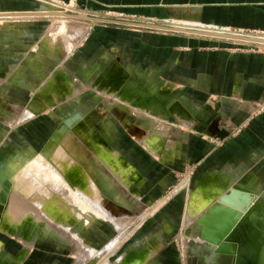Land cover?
<instances>
[{
  "label": "crops",
  "instance_id": "crops-1",
  "mask_svg": "<svg viewBox=\"0 0 264 264\" xmlns=\"http://www.w3.org/2000/svg\"><path fill=\"white\" fill-rule=\"evenodd\" d=\"M49 1L71 2V5L89 14L106 13L115 17L122 16L159 24L264 34V0ZM41 4L39 0H0V13L32 11L37 8L41 9ZM8 24L26 27L25 29L20 28L19 34L9 36ZM40 32L38 25L33 22L3 21L0 27V40L7 38L11 41L1 40L4 45L0 46V53L11 55L10 49L13 41L19 42V49L23 50L20 54L25 53L29 42L37 38ZM114 32L117 40H122L116 45L126 50V53H131L132 57L129 58L130 62L126 59L120 62L118 58L103 56L101 60L105 61L104 66L109 61L116 60L123 67H131L132 69L127 68L129 71H137L141 76H134L136 79L142 80L149 75L153 78V83L160 86L167 84V102L171 104V110H167V121L163 119L165 115L160 116L153 113L151 115V112H145L143 109L132 108L126 101L121 102L123 104V107H120L122 108V120L116 117L125 127L127 125L124 122H129L145 129L148 133L162 136L163 144L159 151L160 154L156 155L148 151L154 158L160 157L162 161H167V174L184 168L189 161L185 152L191 145H200L199 150L193 154L198 159L209 156L211 153L212 148L206 142L200 141L198 134L188 130L196 129L212 137L227 138L225 147L217 150L205 161L207 165L202 168L201 175L189 194L184 209L179 205V212L184 210L185 224L193 225L191 232L189 231V264H208L210 260L206 258L203 240L199 238L202 227L199 220L210 207L216 204L217 199L228 194L230 189L236 187L255 195L254 202L237 226L249 215L247 222L251 224L250 226L259 227L256 230L257 235L261 234V227H264V114L257 118L251 115L254 103L264 99V51L258 48L260 51L257 52H239L235 50L232 43L223 39L182 32L162 33L134 30ZM19 71H21L17 73L19 76L24 74V78L27 77L26 69ZM2 73L0 67V74ZM18 75L15 80L19 82ZM173 113L178 115L180 121L178 126L169 116ZM135 114H144L151 118L156 126L150 130L146 129L148 126H141L135 121ZM238 129L241 130L239 134L231 135ZM139 141L142 144L141 140ZM137 190L136 194H140L139 188ZM198 196L202 201L200 207H198ZM131 198L135 201L133 197ZM255 206H257L256 211L252 214L251 211ZM156 219L144 229L145 233L154 235L126 247L124 244V248L118 253L115 251L107 253V250L113 246L114 242L123 239V235H120L122 232L118 234L116 232L120 228L110 223L116 229L113 231L110 225L100 224L101 228L106 229L103 231L105 230L106 233L113 231L112 233L117 236L107 244L108 246L101 249L104 232L100 231L99 245L95 246L100 249L99 252L94 254L86 252L84 255H78L74 264H89L92 261V264L96 262L97 264H118L121 261L126 262L125 264L137 262L140 264H174L173 254L168 250L167 252L163 250L167 248L173 235L172 229L178 222L177 214L173 209L169 213L166 210ZM92 220L98 219L91 218L90 223L84 221V227L91 225ZM101 220L103 219L98 221ZM121 222L122 219L119 226L124 227ZM96 228L94 227L93 231L97 232ZM89 230L92 229L89 227L87 232ZM0 232L6 233L1 230ZM230 236L229 239L232 240ZM86 237L87 234L84 233V242ZM243 239H246V236H243ZM232 241L238 243V241ZM11 242V239L6 236L0 237V264H20L23 260L20 255L25 247L17 250L12 257L9 256L8 248ZM85 250L87 251L86 248ZM238 251L239 249L234 260L237 259ZM258 257L262 258V254L259 253ZM224 262L218 264H225Z\"/></svg>",
  "mask_w": 264,
  "mask_h": 264
},
{
  "label": "rangeland",
  "instance_id": "rangeland-1",
  "mask_svg": "<svg viewBox=\"0 0 264 264\" xmlns=\"http://www.w3.org/2000/svg\"><path fill=\"white\" fill-rule=\"evenodd\" d=\"M39 1L42 2L41 9L37 8L27 12L60 11L77 16L89 15L102 20H89L74 16L67 17L58 15L0 17V27L3 21H26L37 24L41 31L37 35V38L29 42V47L25 50V53L23 52L20 54L23 50L19 49L20 44L18 41L12 42L13 45H11L10 49V51H12V56L0 53V67L3 72L0 74V131H3L0 139V156L8 149L14 157L17 151H20L18 147V136H20L28 142L34 151L41 153L39 156V159H41L43 152L50 149V147L54 145L56 138L62 135L60 132L61 126L70 125L73 127L72 122H68V118L71 119L76 115L82 116L84 114L87 116L88 113H92L93 117L98 118L94 124L93 130H96L98 135L105 138L109 150L112 153H119L125 156L126 159L133 161L134 167L141 173V183L139 181V185L141 184L139 190L141 192L140 194H123L124 208L121 212V224L124 227H120L119 231H116V229L110 225L108 219H103L101 221L92 220L91 225L85 228L77 225L76 228L79 230L81 229V232L84 231L83 233L87 234L85 242H88L95 248V253H98L100 250L95 247L99 245L98 236L101 235L99 232L105 229V227L101 228L100 224L106 223L110 225L112 230L116 231L117 234L121 231L122 233H120V235H123V239L114 242L113 246L107 252L115 251L118 253L124 248V244L126 247L129 244L141 241L145 238H150L154 235L152 233H145L144 229L148 224L151 225L154 223L157 220L156 218L161 215L163 211L167 210L169 213L173 209L177 214L178 222L172 229L173 235L168 242L169 245L163 251L167 252L168 250L169 253L173 254L174 264H189V234L193 225L185 224L184 210L179 212V205L183 206L184 209L188 196L201 175L200 172L202 168L207 165L205 161L217 150H221L225 147L227 138L212 137L196 129L188 130L189 132L198 134L200 141L206 142L212 148L211 153L209 156L207 155L208 157L204 156L198 159L193 154L195 151L199 150L198 146L200 145H191L185 152V156L189 161L184 168L181 170H173L172 174H167V161H162L160 157L154 158L150 154V150L147 149L143 143L144 146L140 144V139L138 140V137L136 138L135 135H131L132 133L129 130L128 124L124 122L127 125V127H125L121 121H118L116 117L112 115L109 107L110 105L117 104L118 101H113L105 92L97 90L94 87L95 84L92 83V80L98 75L100 70L104 71L110 66H115L118 69L123 68L125 69V73L130 72L131 75L136 77L141 76L135 70L129 71L127 68L131 67H123L116 60L109 61V63L104 66L105 61L101 60L103 56L118 58L120 62H122L123 59L129 60L130 62V57H132L131 53H126V50L116 45L117 42L122 40H117V35L114 31H159L162 33L176 31L153 29L108 21L149 22L122 16L115 17L109 14L107 15L106 13L99 15L89 14L83 9L79 10V8L71 5V2L56 3L49 0ZM8 26L9 36L10 34H19L21 32L19 29H25L26 27H19L11 24H8ZM78 29H86L80 37H78L76 32ZM243 35L257 36L252 33ZM1 40L5 42L7 38ZM1 40L0 46L4 45V42ZM223 40L232 43L235 50L239 52L264 51V43H248L232 39ZM9 41L11 40L8 39L6 42ZM258 48L261 49L259 50ZM21 68L26 69V73L24 72L27 76L26 78H24V74H20V76L17 74L18 72L21 73V71H19ZM58 71L64 73V80L67 84L71 85V91L73 92V88H76L75 90L78 92L75 91L69 98H64L60 102L52 104L51 107L43 108V111L32 115L28 120L20 121L24 113L32 109L30 105L36 99L40 89ZM16 75H18L19 79H16L19 80V82L15 80ZM150 84L153 85L155 83L152 82ZM131 107L138 109L133 106ZM262 114H264V99L255 102L253 112H251L253 118H257ZM169 116L175 120L177 126L180 125L176 113ZM134 117L135 121L139 122L141 126H148L146 129L150 130L156 126L154 121L144 114H135ZM164 118L165 121H167V113L163 119ZM240 132L241 130L238 129L237 132L231 135L234 136ZM146 133V136L154 135V133ZM127 196L130 197L128 198ZM131 197H133L135 201ZM103 214L105 215V213ZM89 227L92 230L87 232ZM94 227H97V232L93 231ZM105 230L103 231L104 241L101 244V249L108 246L107 244L112 242L117 236L112 233L113 231L106 233ZM141 230L143 231L142 233ZM43 232H45V230L41 228L40 235H42ZM138 233L141 234L138 235ZM43 234L44 236H37L35 240L29 242L26 259L33 261L35 264H74L75 259H78V254L74 253L73 248H75V246L73 245L75 242H73L70 237L63 233L57 235L54 233L53 235L56 238L50 234ZM2 236H6L12 241L10 243L11 246L8 248L9 256L11 257L17 250L25 247L21 240L7 233L0 232V237ZM20 264H25V258ZM95 264H97V262Z\"/></svg>",
  "mask_w": 264,
  "mask_h": 264
},
{
  "label": "bare ground",
  "instance_id": "bare-ground-1",
  "mask_svg": "<svg viewBox=\"0 0 264 264\" xmlns=\"http://www.w3.org/2000/svg\"><path fill=\"white\" fill-rule=\"evenodd\" d=\"M193 28L213 30L205 27ZM85 30L78 29V37ZM214 30L225 34H241L229 30ZM256 35L258 39H264V35ZM124 70L110 66L104 71L100 70L92 80L97 90L105 92L113 101H118L109 107L114 117L122 120V101L139 110L151 112V115L153 113L164 116L168 109L171 110V104L167 102V84L151 85V76L140 80ZM64 76L63 72L58 71L44 84L30 105L32 109L24 113L20 121L28 120L32 115L43 111V108L51 107L52 104L69 98L75 91L78 92L76 88L71 91V85L65 82ZM85 115L68 118L73 127L61 126L62 135L56 138L50 149L43 152L41 159V153L34 151L18 135L20 151L13 157L11 151L6 149L0 156V230L24 242L25 248L20 255L22 259L27 254L29 242L37 236H44L43 233L52 236L54 233H63L75 242L74 253L94 254L95 248L89 243L85 244L84 231L77 229V225L84 227V221L90 223L91 218H99L98 220L108 219L109 223L120 228L119 222L124 208L123 194H136L141 185V173L134 167L133 161L119 153H112L105 138L93 133L98 118L93 117L92 113ZM126 123L130 132L151 152L160 154L163 144L161 135L146 136L143 128ZM2 133L0 131V139ZM200 205L202 201L198 196V207ZM256 208L257 206L251 211L252 214ZM248 217L230 236L239 243L236 264H264V227H261V234L257 235L256 230L259 227L250 226ZM41 228L45 230L42 235ZM259 253L262 258L258 257ZM125 263L121 261L118 264ZM25 264L35 263L25 259Z\"/></svg>",
  "mask_w": 264,
  "mask_h": 264
},
{
  "label": "water",
  "instance_id": "water-1",
  "mask_svg": "<svg viewBox=\"0 0 264 264\" xmlns=\"http://www.w3.org/2000/svg\"><path fill=\"white\" fill-rule=\"evenodd\" d=\"M41 15H58V16H74L82 19L89 20H102L100 18L92 16H77L71 15L60 11H39V12H9L0 13V17H34ZM112 22L123 23L126 25L141 26L153 29L167 30L183 32L187 34L204 35L213 38L220 39H232L240 40L248 43H264V39H258L257 36H244L243 34H225L213 30H204L193 27H186L181 25H163L152 22H134V21H119V20H108ZM256 37V38H255ZM255 195L249 192L239 190L234 187L230 189L228 194L223 195L217 199L216 204L210 207L204 216L199 220L202 225L199 238L203 240L204 249L206 251V258H209L208 264H218L223 262L225 264H236L234 256L239 249V244L229 239V236L234 231L235 227L254 202ZM206 264V263H205Z\"/></svg>",
  "mask_w": 264,
  "mask_h": 264
},
{
  "label": "flooded vegetation",
  "instance_id": "flooded-vegetation-1",
  "mask_svg": "<svg viewBox=\"0 0 264 264\" xmlns=\"http://www.w3.org/2000/svg\"><path fill=\"white\" fill-rule=\"evenodd\" d=\"M93 133H94V135H97V136H98V134H97V131H96V130H95Z\"/></svg>",
  "mask_w": 264,
  "mask_h": 264
},
{
  "label": "built area",
  "instance_id": "built-area-1",
  "mask_svg": "<svg viewBox=\"0 0 264 264\" xmlns=\"http://www.w3.org/2000/svg\"><path fill=\"white\" fill-rule=\"evenodd\" d=\"M241 34H248V33H241ZM260 35H264V34H260Z\"/></svg>",
  "mask_w": 264,
  "mask_h": 264
}]
</instances>
